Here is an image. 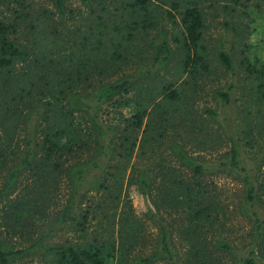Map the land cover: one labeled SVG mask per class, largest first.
<instances>
[{
	"label": "rangeland",
	"instance_id": "obj_1",
	"mask_svg": "<svg viewBox=\"0 0 264 264\" xmlns=\"http://www.w3.org/2000/svg\"><path fill=\"white\" fill-rule=\"evenodd\" d=\"M152 3L151 14L144 22V18L130 10L125 0H91L90 5L81 0H68L63 15L48 0H0V22L16 29L18 33L11 36H16L19 42L30 49L29 59L19 62L12 73L20 77L21 72H28L51 61L63 68L78 70L79 76H75V83L71 85V98L73 102L78 98L86 102L94 87L152 67L155 49L151 42L165 39L172 48L170 62L156 68L149 77L138 80L134 91L123 100L115 99L101 107L100 120L105 126L112 127L108 137L111 150L107 165L112 166L109 172L114 171L112 169L117 162H122V166L126 167L123 175L125 181L133 173L138 176L139 171L149 174L153 172L157 181H162L165 171L160 173L161 160H166L165 164L162 161L165 166L179 167L183 161L175 150L181 147L195 164H207L213 168L208 174L220 189L227 191L225 198L228 203L229 200L232 201L226 218L221 219L222 225L217 224L218 235L215 237L216 241L224 235L225 243L229 242L231 246V249L223 253L224 263L244 264L252 247H255V264H264V78L255 73L252 67H248L251 62L259 69L264 68V0H152ZM189 3H197L205 16L204 55L210 70L209 74L198 77L190 85L191 77L181 67L183 52L179 47L181 14ZM174 5H179V8L175 9ZM168 12L173 13V19L169 18ZM118 27L123 31V36L116 35ZM130 33L133 37H128ZM224 49L234 58V74L220 62L219 53ZM116 51H120L123 57L121 60L115 57L111 61L110 55ZM2 73L8 72H0ZM167 83H174L180 90H184L180 102L174 103L172 107L164 100L163 95L160 96ZM261 84L263 88L260 87ZM231 87L233 101L228 118L232 121L239 149L258 188L253 204L248 203L244 197L242 175L231 172L228 168L221 171L216 169L222 162H227L231 149L221 123L225 117L226 105L218 93L226 92ZM3 95L0 92V105L16 96ZM147 95V99L155 100L151 108L158 102L167 105L161 113L156 114L157 119L160 114H164V119L154 127L158 132L152 134L153 138L146 130L151 118L146 119L143 127L136 133L132 132L129 122L125 121V118L131 117L136 102H141L142 97ZM130 99L132 102L126 105L125 102ZM118 102H122V105H117ZM19 108L20 111L16 110V114L26 112L24 104H20ZM1 110L2 107L0 134L3 136V128H10L14 124L10 120L4 121V109ZM207 111L215 112L217 117H212ZM178 116L183 120L195 118L200 121L199 125L192 127L187 123L180 124ZM15 126L17 136L23 138L24 121L19 120ZM164 130V137L161 139L159 133ZM128 134L134 135L137 140L131 160L127 161L119 153L116 155L117 151L114 150L118 148L121 151L120 144ZM147 140L150 141L148 144L145 142ZM107 170L109 168L104 169L105 174L101 180L107 179L109 183L112 179L106 175ZM2 184L4 179L0 175V188ZM25 185L26 182L19 184V190L15 194L0 199V226L7 205L20 194ZM65 187L66 185H62L63 189ZM128 192L129 199L125 200L124 194L122 199H117L119 201L106 207L104 203L108 201V196L103 195V191L100 194L94 193V198L89 195V206L102 204L104 207L96 208L90 214L86 230L80 226L55 225L51 219L47 222L37 216L36 225L29 231L21 226H15L14 229L9 225L7 228L2 226L3 239L11 250H25L41 232L56 229L52 244L78 246L94 243L99 239L106 244L111 235L107 232V227L114 221L118 222L122 213L131 208L133 216L140 221L143 232L149 238L147 242L140 241L126 260L127 264H138V256L141 255L144 259L151 256L154 245H157L154 239L159 235L160 225L156 218L148 216V210L153 205L138 192L136 186ZM156 193L154 195L157 200ZM88 199L85 205L88 204ZM65 200V197L54 200L50 203L49 210L54 214ZM254 210L258 216L254 215ZM155 213L157 214L156 210ZM120 229L121 225L117 224L116 238L111 240V244L119 243ZM175 238L177 251L183 255L189 248V242L179 236ZM11 264L49 262L43 253L27 252L15 257ZM150 264L170 262L161 260Z\"/></svg>",
	"mask_w": 264,
	"mask_h": 264
},
{
	"label": "trees",
	"instance_id": "obj_2",
	"mask_svg": "<svg viewBox=\"0 0 264 264\" xmlns=\"http://www.w3.org/2000/svg\"><path fill=\"white\" fill-rule=\"evenodd\" d=\"M48 1L54 4L58 13H65L68 0ZM81 1L87 5L91 4V0ZM125 3L136 15L144 18V22L151 14L152 0H125ZM174 8H179V5H174ZM181 15V67L184 73L190 75V85L195 83L198 77L210 72L204 55L205 16L197 3H189ZM168 16L170 19L174 18L172 12H168ZM115 31L117 36H123L119 27ZM17 33L10 24L0 22V72L6 71L11 75L0 74V92L5 96L16 95L11 102L5 100L0 105V109H4V121L10 120L14 124L10 128H3V136L0 134V175L4 179L0 188V199L12 196L19 190V184L26 182L20 194L7 205L2 216L0 264H11L15 257L27 252L43 253L49 264H127L126 260L140 241L147 242L149 239L143 232L140 221L133 216L131 208L122 213L118 222L114 221L107 227V232L111 235L106 244L100 239L78 246L52 244L56 229H50L41 232L25 250L13 251L5 244L1 227L7 228L9 225L14 229L15 226H21L29 231L36 225L37 216H41V219L47 222L51 219L55 225L80 226L86 230L89 216L96 208L111 206L119 201L117 199H122L124 194V199H129L128 190L134 186L151 202L153 208L149 207L148 216L156 218L160 225L159 235L154 239L157 245H154L151 256L145 259L141 255L138 256V264L161 260L170 264H225L223 253L231 249V246L229 242L225 243L224 235L216 241L215 237L218 235L217 224L222 225L221 219L226 218L232 201L229 200L228 203L225 198L227 191L220 189L208 174L213 170L211 166L195 164L181 147L175 150L183 161L179 167L165 166L162 161L165 164L166 160H161L160 173L165 171V174L164 179L159 182L153 172L149 174L142 171H139L138 176L133 173L125 181L123 175L126 167L122 166V162L113 166V172H109L112 166L107 165L111 150L108 137L112 127L105 126L100 120L102 105L115 99L123 100L134 91L138 80L149 77L156 68L169 63L172 57L170 44L165 39L152 41L151 46L155 49L152 67L123 76L115 82L96 86L86 102L81 98L73 102L71 85L75 83V76H79L78 70L63 68L51 61L28 72H21L20 77L12 73L19 62H26L30 57L29 47L19 42L16 36H11ZM128 35L133 37L131 33ZM119 52L110 55V60L113 61L115 57L121 60L123 56ZM219 59L228 71L235 73V61L230 52L224 49L219 53ZM248 67H252L255 73L264 78L263 67L259 69L251 62ZM12 80H15V83ZM260 87L263 88V85ZM183 94L184 90H180L174 83H167L160 92V96L163 95L170 107L176 102L178 104ZM218 95L226 105L225 117L221 123L231 143V149L227 162H222L216 169L221 171L228 168L231 172L242 175L245 185L244 197L248 203L253 204L258 188L239 149L232 121L228 118L233 101L232 87L226 92H219ZM147 97L149 96L142 97L141 102H136L131 117L125 118V121L129 122L132 132L136 133L143 127L145 120L151 118L146 130L153 138L152 134L158 132L154 127L164 119V114H160L159 119L156 114L161 113L167 105L158 102L151 108L155 100ZM130 102L132 99L127 100L125 104L130 105ZM20 104H24L26 112L16 114ZM117 105L121 106L122 102ZM208 113L217 117L215 112ZM19 120L25 124L22 129L25 133L23 138L17 136L15 124ZM179 120L180 124L187 123L192 127L200 122L195 118L189 121L179 117ZM164 132L165 130L159 133L161 139ZM136 140L134 135H126L120 144L121 151L119 152L118 148L114 150L117 151L116 155L119 153L124 160H131ZM145 142L148 144L150 141ZM106 168H109L106 175L112 179L109 183L107 179L101 180ZM62 185L66 187L63 189ZM102 191L103 195L108 196L104 206H89L91 198L95 197L93 194H100ZM154 192H157V200ZM89 195L91 198L88 199ZM63 197L66 198L65 202L58 206L60 209L53 214L49 210L50 203ZM87 199L88 204L85 205ZM254 215L258 216L255 210ZM256 220L259 224L258 217ZM117 224L121 225V229L119 243L116 245L111 244V240L116 238ZM176 236L189 242V248L183 255L177 251ZM254 255L255 247H252L244 264H255Z\"/></svg>",
	"mask_w": 264,
	"mask_h": 264
}]
</instances>
